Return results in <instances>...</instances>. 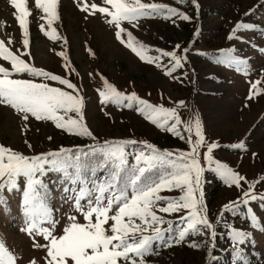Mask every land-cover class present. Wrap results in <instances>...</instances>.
Returning <instances> with one entry per match:
<instances>
[{
	"label": "rangeland",
	"instance_id": "rangeland-1",
	"mask_svg": "<svg viewBox=\"0 0 264 264\" xmlns=\"http://www.w3.org/2000/svg\"><path fill=\"white\" fill-rule=\"evenodd\" d=\"M142 2L175 7L189 17L188 20L178 16L164 19L163 14H158L153 18H141L138 28L127 21L121 22L123 28L152 49L186 55L182 67L176 68L172 75L165 74L174 63L170 57L162 56L160 67L142 61L116 38L118 29L108 22L111 17L91 8L87 12L81 10V0H58V18L51 24L48 23L51 16L38 8L35 0H27L31 13L26 17L30 42L24 46L23 29L16 19L17 9L11 0H0V40L5 46L31 66L69 79L76 84L78 93L57 81L27 72H13L9 78L45 83L82 96L84 121L96 137L93 140L69 133L57 128L53 121L36 120L31 114L25 121L24 113L4 103L0 104V145L28 156L46 154L62 147L87 151V146L106 140L138 141L127 146L131 153L147 152L144 142L174 153L190 151L183 123L179 127L185 138L181 139L147 119L138 111L137 102L133 101L131 108L125 106L129 103L127 100L121 105L111 101L101 103L99 92L106 91L104 81L107 80L125 95L136 93L154 106L176 108L183 122L194 125L197 118L201 122L205 137V144L200 149L201 164L205 167L203 199L207 217L214 228L192 233L176 243L178 231L185 226L180 220L184 212L158 213L172 222V231L165 233L164 240L154 242L152 253L143 257L145 264H264V231L251 222L255 213L259 225L264 226V200L258 198L243 203L248 199L244 193L250 191L249 184L255 185L253 195L264 196V0ZM92 3L111 9L103 0H87L88 5ZM238 24L252 27L234 32ZM52 29L56 31L57 39L51 38ZM122 35L127 39L126 33ZM230 35L235 38L229 39ZM148 55L159 56L160 53L151 51ZM228 56H236L247 63L229 65L218 62L225 61ZM0 65L12 70L10 61L0 58ZM257 80L260 83L253 89ZM250 92L251 99L248 98ZM180 101L184 104L180 105ZM68 115L79 118L75 112ZM192 138L193 141L197 139L194 127ZM211 143L218 145L213 151L215 160L246 177L240 187L229 186L224 178L209 168L206 152ZM240 143L244 148L233 147ZM133 162L130 156L129 163ZM105 175L104 171L97 173L100 179ZM43 179L50 190L48 203L53 210L52 217L57 221L53 234L63 235L64 228L70 223V215H76V222L86 224L84 216L74 212L72 207L74 193L71 190L75 185L53 172ZM18 182L20 187L16 190L0 192V241L16 257L15 264H30L33 260L36 264H46L47 249L34 245H46L49 241L24 230L27 226L21 191L25 186L24 178L20 177ZM161 194L178 197L183 193L173 190ZM230 202L237 203L226 210L224 206ZM115 211L114 207L109 215ZM112 223L109 220L105 228L110 229ZM160 227L167 228L168 224ZM233 229L249 234L244 243L234 244ZM145 234L150 235L151 231ZM193 243L198 246L191 247ZM136 259L139 264V258ZM119 264L128 262L121 260Z\"/></svg>",
	"mask_w": 264,
	"mask_h": 264
},
{
	"label": "snow or ice",
	"instance_id": "snow-or-ice-1",
	"mask_svg": "<svg viewBox=\"0 0 264 264\" xmlns=\"http://www.w3.org/2000/svg\"><path fill=\"white\" fill-rule=\"evenodd\" d=\"M35 3L44 13L51 16L49 24L58 18V0H35ZM103 3L110 5L111 9L100 7L95 3L88 5L87 0H81V10L87 12L91 8L110 16L108 22L118 29L115 32L116 38L142 61L155 63L160 67V58L170 57L174 63L166 70V75H172L176 68L182 67L186 55L179 56L176 51L152 49L139 41L131 31L123 28L121 22L127 21L132 27L138 28L141 18H153L163 14L164 19L178 16L188 20L186 14L175 7L160 3H144L142 0H103ZM11 4L17 9L16 19L23 29V45L28 46L30 41L26 17L31 13L27 8V0H11ZM248 27L252 26L238 24L234 32ZM122 33H126L127 39ZM51 38H58L55 29H52ZM233 38L234 35L229 36V39ZM176 48L179 49V45ZM151 51L159 52L160 55H148ZM184 52L186 53L187 49ZM61 55L65 54L61 53ZM0 58L10 61L12 65V70L0 65V104L6 103L18 112L24 113L25 121L29 118L28 114H31L36 120L53 121L57 128L96 140L84 121L82 96L73 95L72 92L45 83L9 77L13 72L17 74L27 72L33 76L57 81L78 93L76 84L67 78L31 66L9 50L3 40H0ZM218 62H227L229 65L247 63L236 56H228L225 61ZM65 66L70 67V64ZM104 83L106 91L99 92L102 97L101 103L111 101L121 105L127 100L129 103L125 106L131 108L132 102L135 101L140 106L138 111L145 114L153 124L162 129L167 128V131L180 136L181 139L185 138L179 127L183 123L184 132L188 134L190 151L178 150L174 153L144 142L147 152L141 150L138 153H131L127 150V146L138 141L106 140L87 146V151L84 148L73 150L62 147L46 154L28 156L0 145V192L16 190L20 187L19 178H24L25 186L21 190L27 225L24 230L30 235L35 233L49 241L46 245L39 243L34 245L37 248L47 249L46 264H119L121 260L128 264H137L136 258H139V264H145L143 257L152 253L154 242L164 240L165 233L172 231V222L165 220L164 216L158 213L170 215L184 212L180 220L185 226L178 231L176 243L183 241L192 233L214 228L207 217L203 199L202 176L205 167L201 164L200 149L205 144V137L200 120L195 119L194 125L191 122L185 123L176 108L154 106L140 99L136 93L125 95L107 80ZM259 83L260 81L257 80L252 88L255 89ZM248 98H252L251 92ZM179 104L183 105L184 102L180 101ZM61 112L63 115L60 114ZM72 112L77 113L79 118L68 115ZM193 127L197 137L195 141L192 138ZM217 147L216 143L207 145L206 160L209 168L224 178L229 186L240 187V182L246 181V177L234 172L227 164L214 159L213 151ZM233 147L244 148V144L240 143ZM130 156L134 161L131 164ZM100 171L106 172L102 179L97 177ZM49 172L57 173L66 182L75 185L71 190L74 193L71 196L72 207L74 212L82 214L87 221L86 224L78 223L76 215H70L68 217L70 223L60 236L53 234L57 221L52 217L53 210L48 203L50 190L43 179ZM154 173L158 174L154 175ZM254 188V184H249L250 191L244 193V197L248 199L243 203L247 204L249 200L258 198L264 200V196L258 197L252 194ZM173 190H179L183 194L178 197L161 194ZM236 203L230 202L224 208L230 209ZM114 207L115 214L109 215ZM109 220L113 223L110 229H106L105 225ZM137 220L142 223H137ZM251 222L264 231V226L259 225L255 213L251 217ZM164 224H168V227H160ZM109 231L111 234H108ZM149 231H151L150 235L145 234ZM211 235L214 237L215 232L212 231ZM248 235L242 230H232L234 244L244 243ZM190 246L198 245L193 243ZM15 260L13 253L0 241V264H15ZM30 264L36 262L33 260Z\"/></svg>",
	"mask_w": 264,
	"mask_h": 264
},
{
	"label": "trees",
	"instance_id": "trees-1",
	"mask_svg": "<svg viewBox=\"0 0 264 264\" xmlns=\"http://www.w3.org/2000/svg\"><path fill=\"white\" fill-rule=\"evenodd\" d=\"M139 148L142 149L141 146H139Z\"/></svg>",
	"mask_w": 264,
	"mask_h": 264
}]
</instances>
